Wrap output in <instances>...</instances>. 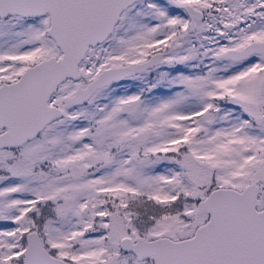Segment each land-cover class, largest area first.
<instances>
[{"label": "snow or ice", "instance_id": "snow-or-ice-1", "mask_svg": "<svg viewBox=\"0 0 264 264\" xmlns=\"http://www.w3.org/2000/svg\"><path fill=\"white\" fill-rule=\"evenodd\" d=\"M0 264H264V0H0Z\"/></svg>", "mask_w": 264, "mask_h": 264}]
</instances>
